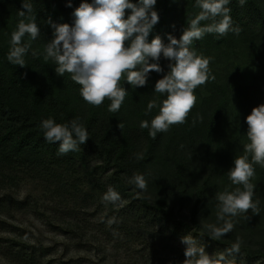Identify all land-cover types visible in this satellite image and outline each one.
<instances>
[{
  "label": "trees",
  "instance_id": "16d2710c",
  "mask_svg": "<svg viewBox=\"0 0 264 264\" xmlns=\"http://www.w3.org/2000/svg\"><path fill=\"white\" fill-rule=\"evenodd\" d=\"M82 2L93 0H32L40 36L30 41L26 35L24 43L31 47L21 68L10 63L7 55L23 0H0V257L10 264H39V254L45 255L40 242L1 237L9 232L4 219L12 213L45 218L53 231L58 220L62 234L72 235V229L82 238L85 212L92 211L101 216L96 231L108 240L116 234L147 236L176 258L174 245L186 235L223 251L240 237L243 244L236 257L244 255L263 264L264 167L254 165L251 181L256 186L253 201L260 202L258 215L249 211L236 217L234 230L219 240L208 237L204 226L217 223V193L237 187L227 172L248 143L245 118L264 104V0H246L244 6L230 0V15L241 29L239 34H205L193 42L198 55L212 58L209 68L215 79L195 89L197 102L184 124L170 126L155 138L140 125L159 112L157 107L145 114L149 101L156 99L159 105L166 99V93L154 92L157 80L168 72L170 61L163 56L159 61L163 72L149 73L146 86L133 88L121 81L129 94L118 112L108 110L107 99L98 107L86 103L71 75L58 76L54 62L44 60L45 45L53 38L49 20L74 25L73 13ZM154 10L159 21L148 42L159 35L165 44L169 34L179 39L200 11L196 0H157ZM198 115L202 120L193 125ZM48 118L61 124L79 118L89 139L80 151L60 155L59 142H48L40 127ZM134 174L145 177L146 190L130 183ZM24 184L40 187L58 205L54 220L39 213L31 194L19 199L12 193ZM110 186L121 197L115 205L103 201ZM113 217L116 223L110 225Z\"/></svg>",
  "mask_w": 264,
  "mask_h": 264
},
{
  "label": "clouds",
  "instance_id": "9594fccd",
  "mask_svg": "<svg viewBox=\"0 0 264 264\" xmlns=\"http://www.w3.org/2000/svg\"><path fill=\"white\" fill-rule=\"evenodd\" d=\"M156 3L157 0H138L136 4L130 0L82 2L73 13L74 25L55 24L49 20L53 38L44 49V60L54 62L58 76L71 75L72 81L80 86V95L86 103L98 107L107 99L110 112H118L129 94L121 85L122 80L133 88L144 87L149 73L163 72L159 64L161 56L170 61L168 72L154 86L155 93L167 94L166 99L159 105L156 99L149 101L145 114L157 107L159 112L150 122L144 120L140 125L149 129L153 138L157 133L167 132L170 126L184 124L197 102L195 89L215 79L209 68L212 58L198 55L191 47L193 42L205 34L223 36L241 31L231 18L230 0H196L200 11L183 29L179 39L169 34L165 44L157 35L148 42L154 25L159 21L158 12L154 10ZM245 3L246 0H239L241 6ZM21 7L23 10L17 11L21 19L17 30L11 33L7 60L23 68L26 66L25 55L31 47L30 43H24V39L27 35L30 41H35L40 36V29L33 15L32 0H23ZM127 10L130 14H126ZM32 55L35 57L37 53ZM198 120H202L199 115L193 120V125ZM245 123L248 143L244 145V154L234 158L233 166L227 172L232 185L237 187L217 193V223L204 226L212 240L231 233L235 218L241 214L251 211L258 215L260 212L259 200L253 201L256 186L251 181L255 175L254 165L264 167V104L254 107ZM40 127L48 142H59L60 155L80 151V146L89 139V133L79 118L63 124L48 118L41 122ZM130 183L140 190L147 189V181L141 174H134ZM103 201L115 205L121 197L110 186L103 195ZM248 218L245 215V219ZM108 223H116V218L109 219ZM181 243L186 246L183 264H236L235 257L241 254L243 241L237 237L230 248L211 256L190 235L182 237Z\"/></svg>",
  "mask_w": 264,
  "mask_h": 264
},
{
  "label": "rangeland",
  "instance_id": "374dc122",
  "mask_svg": "<svg viewBox=\"0 0 264 264\" xmlns=\"http://www.w3.org/2000/svg\"><path fill=\"white\" fill-rule=\"evenodd\" d=\"M12 193L19 199L25 198L28 193L31 194L38 201L39 213L54 220L57 213L55 208L58 205L53 204L40 187L24 184ZM85 213L86 222L82 225V238L76 232L73 234L72 229V235L62 234L60 230L62 225L58 220L55 222L56 230L53 231L43 222L45 218L25 212H14L4 219L7 222L5 229L9 232L2 234L1 237L9 240L16 239L27 244L40 242L45 255L39 254V264H60L61 262L104 264L102 259H105V264H183L185 260L183 249L185 245L181 241H176L174 245L178 248L173 250L176 253L175 258L170 252L158 248L155 242L147 239V236L134 238L116 234L108 240L96 231L101 216L94 215L92 211ZM66 230L69 231V227ZM197 241L205 247V252L209 256L223 251L216 245L203 243L199 239ZM235 259L237 264H257L244 255ZM261 263L264 264V262ZM0 264L10 263L0 257Z\"/></svg>",
  "mask_w": 264,
  "mask_h": 264
}]
</instances>
